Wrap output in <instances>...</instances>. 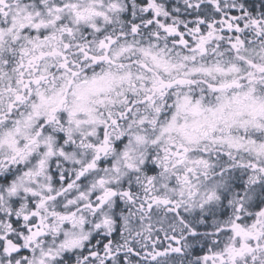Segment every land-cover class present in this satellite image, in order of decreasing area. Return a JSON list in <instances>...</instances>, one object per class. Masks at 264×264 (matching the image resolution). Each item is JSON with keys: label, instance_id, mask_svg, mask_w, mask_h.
<instances>
[{"label": "snow or ice", "instance_id": "1", "mask_svg": "<svg viewBox=\"0 0 264 264\" xmlns=\"http://www.w3.org/2000/svg\"><path fill=\"white\" fill-rule=\"evenodd\" d=\"M0 264H264V0H0Z\"/></svg>", "mask_w": 264, "mask_h": 264}]
</instances>
